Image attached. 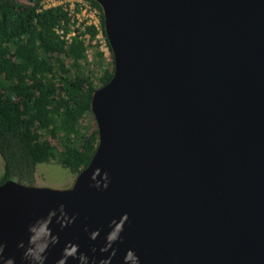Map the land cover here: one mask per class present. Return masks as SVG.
I'll return each mask as SVG.
<instances>
[{"label": "water", "instance_id": "obj_1", "mask_svg": "<svg viewBox=\"0 0 264 264\" xmlns=\"http://www.w3.org/2000/svg\"><path fill=\"white\" fill-rule=\"evenodd\" d=\"M95 1L97 150L69 188L0 184V264L45 219L47 264H264V0Z\"/></svg>", "mask_w": 264, "mask_h": 264}, {"label": "trees", "instance_id": "obj_2", "mask_svg": "<svg viewBox=\"0 0 264 264\" xmlns=\"http://www.w3.org/2000/svg\"><path fill=\"white\" fill-rule=\"evenodd\" d=\"M90 1L101 12L109 61L97 28L77 25L65 4L0 0V184L34 185L37 166L52 161L78 175L97 150L98 128L87 129L86 117L95 90L113 77L114 57L102 8Z\"/></svg>", "mask_w": 264, "mask_h": 264}, {"label": "clouds", "instance_id": "obj_3", "mask_svg": "<svg viewBox=\"0 0 264 264\" xmlns=\"http://www.w3.org/2000/svg\"><path fill=\"white\" fill-rule=\"evenodd\" d=\"M95 186L97 188L100 187L99 184H96ZM104 187H107V185H104ZM50 223L51 220L45 219L43 221H37L36 224L30 226L28 246H21L23 247L22 260L25 262V264H47V253L49 248L54 246L56 243V238L52 234L49 227ZM118 238L119 233L110 232L106 237V240L114 243ZM0 255H2V251H0ZM128 255L129 253H125L122 264H134L132 260L128 259ZM131 255L134 256L135 253H131ZM74 258L77 259L78 264H89L88 257L84 254H79L78 256H75L74 254ZM8 264H13L11 258L9 259ZM57 264H66V260H64L62 257L60 260H58ZM135 264H138V259Z\"/></svg>", "mask_w": 264, "mask_h": 264}, {"label": "rangeland", "instance_id": "obj_4", "mask_svg": "<svg viewBox=\"0 0 264 264\" xmlns=\"http://www.w3.org/2000/svg\"><path fill=\"white\" fill-rule=\"evenodd\" d=\"M66 1V0H63ZM68 3V2H67ZM104 39V38H103ZM107 42L105 40L102 41L101 46L107 47ZM89 60L92 61L94 50L91 48L88 52ZM106 61H109L110 50H106ZM86 126L87 129L93 131L96 129V120L93 114H89L86 117ZM4 174V159L0 154V178ZM77 175L72 173L69 169L64 168L62 165L57 163L56 161H52L50 163H40L37 166L36 170V184L41 187H50V188H58L64 189L69 188L73 185Z\"/></svg>", "mask_w": 264, "mask_h": 264}, {"label": "built area", "instance_id": "obj_5", "mask_svg": "<svg viewBox=\"0 0 264 264\" xmlns=\"http://www.w3.org/2000/svg\"><path fill=\"white\" fill-rule=\"evenodd\" d=\"M68 2V3H67ZM43 7H50L54 5L65 4L66 8L69 10L70 14L73 16L74 20L77 21V25H93L99 33L97 34V39L99 40L100 49L105 52L108 50L107 47H102L100 43L103 40L106 41L103 32H102V17L101 12L98 7H96L90 0H42ZM63 33V30L58 31ZM75 35L73 30L70 34L67 35V39L71 41V37ZM104 38V39H103ZM96 42V41H94ZM107 42V41H106ZM107 44V43H106ZM108 46V44H107Z\"/></svg>", "mask_w": 264, "mask_h": 264}]
</instances>
